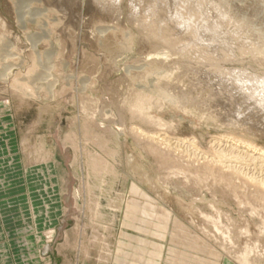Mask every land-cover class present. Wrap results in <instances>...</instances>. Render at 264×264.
<instances>
[{"label": "rangeland", "instance_id": "374dc122", "mask_svg": "<svg viewBox=\"0 0 264 264\" xmlns=\"http://www.w3.org/2000/svg\"><path fill=\"white\" fill-rule=\"evenodd\" d=\"M10 1L15 5L14 15L0 0V264H115L99 261L106 259L107 248L94 242L96 236L103 237L121 257V264H230L229 257L220 259L221 253L206 254L193 235L191 242L198 246L197 252L183 243L176 246L173 236H177L176 229L190 232L189 216H196L199 210L216 215L214 202L222 215L221 228L232 224L236 233L244 221L240 211L247 216L251 212L231 199L229 190L203 188L173 177L174 166L187 170L192 160L204 170L215 164L217 176L221 173L234 181L260 205L264 201V155L249 149L248 144L264 149V124H257L254 118L258 127H233L198 106L180 105L175 96L170 99L157 89L161 82L193 86L191 78L176 75L175 68L166 72V68L152 66L154 71L148 77H136L133 72L140 73L148 57L159 56L161 61L166 56L147 52L140 32L129 20L127 27L122 21L118 24L124 39L119 42L125 48L114 55L116 67L109 76L103 74L105 66L82 57V49H93L88 41L90 29L100 42L106 36L105 27L115 24L113 19L93 22L97 14L88 0H58V4L56 0ZM207 1L217 2L218 10L230 13L245 29L250 43L254 40L257 46L255 40H264L260 39V33L264 35V0ZM68 30H73L75 38L67 35ZM31 53L51 61L42 77L40 66L33 69ZM18 72V81L32 88L25 86L26 97L21 99L9 88ZM84 96L91 98L90 107L83 103ZM140 96L147 100L141 101L142 107L137 102ZM101 107L107 114L104 118L95 113ZM111 127L116 137L109 134ZM132 128L142 135H132ZM101 131L112 140L107 146L119 151V157L107 158L117 174L89 166L86 155L102 152L87 135ZM158 192L168 204L180 207L171 232L163 230L165 221L156 218V212L141 214L137 222L127 214L137 204L152 210L154 200H162ZM132 194L138 200L128 203L123 199ZM160 203L168 210L167 203ZM253 220L259 225V218ZM225 259L229 262L224 263Z\"/></svg>", "mask_w": 264, "mask_h": 264}, {"label": "bare ground", "instance_id": "6f19581e", "mask_svg": "<svg viewBox=\"0 0 264 264\" xmlns=\"http://www.w3.org/2000/svg\"><path fill=\"white\" fill-rule=\"evenodd\" d=\"M69 1L71 2L73 0H68L67 2ZM57 2L58 0H56V4H58ZM88 2L92 4L97 14L95 16L97 19L92 18L93 22L97 21L102 24V22H107L109 20L111 21L113 19L115 24V26L110 25L105 27L103 33H105L106 36L100 42L96 38V35H94L95 31L93 32L92 29H90L92 36L89 37L88 41L91 42V47L93 49L90 52L86 50V48L82 49V57L86 58L89 56L93 63H98L102 68L105 66V68H103V74L105 73L107 76H109L112 73L111 68L113 66L116 67L114 63V55L121 49L123 45H121L119 42L120 38L122 39L120 35L122 32L118 30V24H120L122 21L124 27H127V20H129L140 32V41L147 52L150 51L151 53H157V55L163 54V57L166 56V60L164 59L161 61L160 59H157L159 57L157 55V57L153 55L148 57L149 62L147 61L145 66H142L143 70L140 73L133 72L135 73L136 77H148L154 71V69L152 70L151 68L152 66H155V69L161 67L166 68L168 69L166 72L175 68V70L178 71L176 75L178 74V76L185 75L190 77L193 86L191 89H189L182 88L176 84H170L165 81L161 82L160 85H157V89H160V91L163 90V92H165L170 99L175 96L178 99V103H181L180 105L198 106L202 110L208 111L214 116H217L220 121L233 127L242 128L247 124L249 127L250 125L256 127L260 122L264 124V44H262V42H264V35H262V37V33H260V39L263 38L261 39L263 41L260 40L261 42H259V39L255 40V43L258 42L257 46L256 44H253L254 40H251L250 43L248 34V37L245 35V29H243L241 25H237L236 20L230 15V13L221 10L222 8L218 10L219 5L217 2H208L207 0H88ZM4 3L10 14L14 15L15 5L12 3V1L4 0ZM59 5L61 6L63 4L59 3ZM29 7L31 6L29 5ZM64 7L65 6H62L63 9ZM62 12L64 11L62 10ZM69 15L70 13L68 14L67 12L66 16ZM126 16L127 19H125ZM232 25H235L236 27ZM70 30H68L67 35L72 37L74 36V32L73 30ZM128 41L129 40L126 42L129 43ZM97 46H99V50L96 49ZM123 47L121 50H123ZM144 51L145 50H143V52ZM9 57L11 58V56ZM30 57L33 60V69L40 66L39 68L41 71L39 74L40 77H42L45 73L43 72L42 74L41 72H46V70L50 68L51 61L49 62V60H47L45 57L38 59L33 53L30 54ZM11 59H13L12 63L16 64V59ZM161 59L163 58L161 57ZM13 71L14 70L12 69V73ZM9 74L10 73H8V75ZM20 74L21 73L18 72L14 75L15 79L11 81L9 88H11L14 94H19L21 99L26 97V90L24 87L27 83L18 81ZM26 74H29V72ZM132 75L133 74H131V76ZM107 76L103 78V81L106 80ZM46 77L48 78L49 76ZM22 80L25 81V79ZM27 88L32 91L31 86H28ZM107 90L109 92L108 86ZM160 93L162 94V92ZM142 96L138 98L139 101L137 102L139 104H141V101H147ZM84 97L87 99H83V103L90 107L92 102L91 98L88 96ZM161 98L165 99L162 97V95ZM103 106L104 105H102V107ZM102 107L95 113L104 118V116H107V114ZM138 107H142V104ZM254 118H257V124H255L256 121H254ZM119 128L121 127H115V129ZM108 132L110 135L116 137V132H114L112 127L108 129ZM131 133L132 135L135 134L138 137L140 134V132L134 128L131 129ZM141 135L142 133L140 136ZM87 136L90 138L89 140L93 141L97 149L102 152L101 155L97 154L96 156L90 153L87 149L89 154L86 156L89 159V166H93L94 168L92 169L94 170L100 169V171H104V173L105 171H110V173L117 174L107 159L108 157L112 159L119 157L118 150L110 149L109 146H107V142L112 140L105 135L104 131L93 132ZM144 142L142 143L141 140L142 144H144ZM248 148L255 149L261 152L262 156L264 155V149H260L252 143L248 144ZM251 157H253V155ZM129 161H131L130 158ZM190 162V167L195 168L196 172H193L194 170L192 171L190 167L187 170H184L183 168L174 166L176 171L173 172V177H182L188 183L194 182L197 185H202L201 187L218 186L223 191L229 190L228 192L230 193V198H233V200L237 201L239 206L244 210L248 209V211L251 212V215H244L243 212L240 211V216L244 218V221L239 226V231L237 233L233 232L232 224L231 226L222 229L221 227L224 226L221 219L222 215L220 214V210L217 208L214 202L212 207L217 212L216 215L207 214L201 210H199L196 216L190 215V232L176 229L177 236L174 237L172 235V242L176 246H181L183 243L187 248H190L192 251L196 250L197 252L198 246L191 242L193 235L198 238L199 244L202 246L203 250L206 251V254L207 252L209 253V256H216L218 253H221L222 256H220V259L222 260V257H229V261L231 262L230 264H232V262L235 264H263L264 201H259L260 199L253 198V200L256 199L260 202V205H257V203L253 202L252 199H249V197L246 195L247 193L245 194L246 191L241 190L240 187H236V185L233 183L234 181L232 182L231 179H225L224 175H222L224 177L223 178L221 173L220 176H217L214 171V168H216L214 167L215 164L207 165L204 170H201L200 167L195 166V164ZM161 164L164 165V163ZM245 178H247V176H245ZM99 188L101 189V187ZM211 190L212 189H210V192ZM158 194L160 196L161 193L158 192ZM123 199H128L129 203L134 201V199L138 200V197L135 194H132L129 196H123ZM154 201L155 207H153L152 210H150L148 206L143 207L137 204L133 207V212L128 211L127 214L130 215L134 222H137V219H139L141 214L148 215L147 213H149V211L153 213L156 212V218L165 221L163 230L166 232H171L169 228H172L171 226L176 225L179 214L178 209H180V207L171 206L163 199V196L162 200L159 198L155 199ZM160 201L167 203L165 205L167 206L168 210L162 208ZM113 208L116 209V206L114 205ZM253 218L260 219L259 225L255 224ZM93 239L95 243H100L104 249L107 248L105 252L106 259L103 260L100 258V262L104 261L105 263H108L110 261H114L115 264H121V257H118V254L116 255V253L112 251L111 247H108V244L105 243L103 237L96 236L93 237ZM183 257L181 256V258ZM181 258L180 260H182ZM224 261V263L229 262L226 259Z\"/></svg>", "mask_w": 264, "mask_h": 264}]
</instances>
